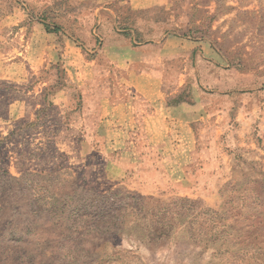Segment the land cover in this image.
I'll return each instance as SVG.
<instances>
[{
	"label": "rangeland",
	"instance_id": "1",
	"mask_svg": "<svg viewBox=\"0 0 264 264\" xmlns=\"http://www.w3.org/2000/svg\"><path fill=\"white\" fill-rule=\"evenodd\" d=\"M121 58L188 124L83 109L82 85L123 98ZM137 159L169 176L118 185ZM91 166L99 193L75 179ZM118 229L148 264H264V0H0V264H127Z\"/></svg>",
	"mask_w": 264,
	"mask_h": 264
},
{
	"label": "crops",
	"instance_id": "2",
	"mask_svg": "<svg viewBox=\"0 0 264 264\" xmlns=\"http://www.w3.org/2000/svg\"><path fill=\"white\" fill-rule=\"evenodd\" d=\"M133 49L131 48V45L128 43H125L122 46H111L109 49L106 50L107 56L109 55V58H116V56H119V53H122L123 51L128 52L129 55L133 53ZM124 55L122 54L121 57L124 58ZM115 56V57H113ZM121 58V61H124L125 64V71L124 75H119V81L118 85L116 86L117 92L120 94H124L123 98L120 96L117 100H110L106 97L102 96L101 94L106 92L107 90H103L102 88H99L97 86H81V95L83 99V109H87L90 106L94 109H99V114L104 116L106 115L107 111L111 108L117 109V110H124L123 112L118 113L114 119L119 122V125L123 124H131L133 119H135V111L134 109H137V104H145L147 107L154 108V102H158L157 105L159 110H161L160 114H157L154 118L158 117L160 119L159 123L162 125L167 126L171 124H188L187 121H185L184 116L186 114V111H184V108L187 107L184 103H177V104H171V102L167 101V97L174 96L176 92H170L169 95L163 98L161 96V92H158V90L161 88L160 84L161 82H157L153 80L154 77H157L158 73L153 70H148L149 73H144L140 71L139 73H134L131 70L132 59H126L125 60ZM117 74V73H116ZM141 81L146 82V91L144 92V88L141 87L139 84ZM157 89V91H156ZM110 92V90H108ZM160 91V90H159ZM112 92V90H111ZM115 92V91H114ZM127 94H131L130 99L126 98L128 97ZM134 97V98H133ZM145 98L142 101H139L140 98ZM155 99V100H154ZM98 115V111H95V115ZM138 118V117H137ZM157 120V119H155ZM135 134V133H134ZM175 146L178 148L166 152V153H160L156 152L151 154L150 156H161V157H176L180 158L181 156H184L185 153L179 149L180 147V140L177 139ZM93 149V148H92ZM100 155V150L93 149V155ZM140 155H143V153L139 152V154H131L130 156L139 157ZM147 153H145L143 156H146ZM189 155V154H188ZM162 163L163 160L161 159ZM137 161L134 160V162L131 163L130 168L121 167L119 169L120 173V179L118 182V185L125 184L128 185H135L140 187H152L151 184L153 183V180H155L154 177L157 178V180L162 181L164 176L168 177V170L165 172L164 167H160L158 170L155 171L153 168H147V167H141L142 165H138ZM179 165V164H178ZM97 166H100L97 164ZM164 166V164H163ZM154 167V166H150ZM156 167V166H155ZM98 167H84L85 170H78L77 175L75 176L77 180V184L83 188L85 191H92L99 193V187H94V182L98 183L100 174L98 172ZM166 173V174H165ZM131 176V177H127ZM125 178V179H124ZM104 180V177H103ZM124 180V181H122ZM159 181V182H160ZM164 184V183H162ZM125 230V229H124ZM122 229H118L113 233V238L115 239L114 244V252L112 254L111 259L114 261H118L120 263H127V264H148L145 263L143 260L152 259V254L144 249L143 245L139 241H134L133 238H130L127 236ZM143 259V260H142ZM153 260V259H152Z\"/></svg>",
	"mask_w": 264,
	"mask_h": 264
}]
</instances>
